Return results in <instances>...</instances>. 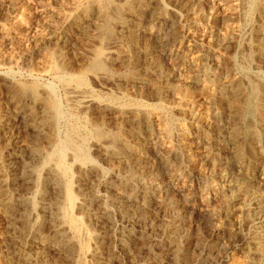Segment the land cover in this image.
Instances as JSON below:
<instances>
[{
    "label": "bare ground",
    "instance_id": "1",
    "mask_svg": "<svg viewBox=\"0 0 264 264\" xmlns=\"http://www.w3.org/2000/svg\"><path fill=\"white\" fill-rule=\"evenodd\" d=\"M71 1L72 7L60 10L61 12L58 11V14H62L61 16L63 17L61 18L63 23L60 22L61 27L49 34V37H45L46 41L42 45L43 51L41 50L42 54H44V58L40 62L41 70L36 72L38 76L31 83H19V81L16 84L11 72L6 71L3 73L0 69V73L4 74L11 83L14 82L16 88L22 93L26 92L25 95L22 93L21 95L25 97L27 103L39 106V108L37 106L38 109L36 111L33 110L32 106L26 107V113L29 114V117L27 116L24 122L37 136L38 134L40 136L43 135L46 142L45 146L44 144L43 146L33 145L28 154L31 159L29 157L25 164L22 165L23 179L32 185L30 190L18 198L20 211L17 219L21 221L23 227L20 228L22 230L25 229V234L21 229V231L16 230L18 226L13 221L16 216L13 217L12 212L8 210L9 197L0 201V206L6 211L7 219H9L7 223L9 224L8 234L10 233V235L22 239L18 240L19 243L15 245L14 251L11 250L13 255L17 257L16 260H19L21 264H49L44 259L46 254L44 248L47 250V247H50L56 252L70 256V264H103L104 261H101L103 259H100L101 247L99 248L98 245L97 229H94L96 225H93L94 228L92 226L93 222L98 223L95 220L96 218L109 220L111 217L109 207L114 206L121 212L122 218L127 221H146L147 219L144 220L145 207L153 201H158L159 193L162 190L161 179L158 175L161 169L165 170L171 179L172 186H169V188L173 187L174 190L181 193L188 190V177L185 176L184 172L185 175H183L179 165L172 164L175 163L172 162V159L174 155H178L179 147L188 145L189 127L186 123L187 120L200 126L207 124L212 127L210 128L213 131H217V138L223 137L227 142L230 153L229 159L233 163L232 165L243 173L235 175V171L232 173L230 172L231 169L230 171L229 169L226 170L223 166L227 165L229 161L226 164H222L223 166L219 172V177L228 183L230 201L233 200L236 202L235 205L239 207L245 202L252 204L249 218L254 226V231H252L254 238L246 246L247 248L243 247L247 249L250 259L248 258L244 263L234 261L231 264H255L251 260L254 257L262 260L264 258V244L260 240L259 231L261 227H264V173L261 176V183L259 182L261 185H258L259 187L254 190L250 185L251 180H248L249 164L247 165L246 163L247 156L250 155L247 154L246 156V151L248 149L249 151H256L264 141V131L262 132V128H264L262 127L264 126V81L262 73L259 71L256 79L253 78V80L248 78L249 75L241 76L242 74L226 78V74V77H224L218 71L221 63V52L230 41L236 38L235 28H228V32H223L224 34H215V39L204 40L205 36H202L204 34H196L195 30L199 24L198 14L194 12L195 10L192 11L189 8L192 16L182 23L181 31L185 35V41L183 40L182 46H179V49L177 48L173 55L175 56V62L173 61V64L170 62L172 64L171 70L168 68L167 70L163 69L161 62L158 59H152V56L150 63L147 65L146 73L137 74L133 70L134 68H129V61L125 63V71H121L117 75L121 77V80H125V83L131 81L141 84L142 90L144 86L150 87L153 90L152 93L154 92L151 95H155L153 98L154 102L146 103L139 99L132 100L130 96L122 94L121 91L120 93L104 92L101 94L90 86L89 76H92L98 82L102 79L101 77L107 78L115 73L110 67L114 68L113 65L109 66L110 61L119 58L122 60V58L126 57L119 52L120 50H117L115 43H126L133 53L141 51L139 50L141 46L138 42V34L143 24L145 30L151 35V39L143 40L142 51L149 53L150 56L154 44L157 43L155 41L159 40L162 44L164 43V49H166L168 46L165 42L167 36L172 39L179 38V36H171L169 34L165 37L161 30L162 23L168 17L166 5L160 0ZM241 1L244 18L250 19L249 16L252 12H257L260 16V23L257 26V41L256 43L254 42L255 44L253 43L254 45L251 47L249 55L244 57V62L251 64V60L256 59L264 65V0ZM20 4L22 5V0H0V9L11 16L18 15V13H21L18 8ZM147 14H150L148 19L151 22H142ZM240 16L242 17V15ZM1 20L3 21L4 19ZM55 28L57 29L56 26ZM71 31L84 34L88 40L90 39V42L93 41L86 63L77 71H72L75 68L71 69L68 66V61H66V56L63 52L65 42ZM210 34L212 35V33ZM56 40H58V43L60 41L58 45L54 43ZM52 43L55 46L51 48L50 45ZM171 51L173 52V50ZM171 51L170 53L172 54ZM168 52L166 54L170 56ZM245 66L242 65L239 70L244 74H248ZM45 75L51 76L52 82L45 83L43 80L41 81ZM5 77H2V79ZM3 80L5 81V79ZM56 84H60L65 89V94H67L69 100L67 107H64L58 99ZM161 87H165L174 93L172 101H168L162 96ZM15 90L13 91L15 92ZM19 90L16 93H19ZM141 91L138 88L137 92ZM127 100L130 102H127ZM93 105L97 107L96 109L114 112L117 119L120 118L123 122L127 118L125 123L133 129L132 134L130 133L134 139L133 142L123 133V128L126 126H120L116 131H110L103 124H99L96 121L98 119L94 120L92 118L88 120L87 111ZM176 112L183 115L187 120L185 121L183 116L177 117ZM224 112L227 115V123L220 134L215 123L220 114L225 115ZM209 118L213 119V121L209 122ZM120 119L119 122L121 121ZM141 125H143V129ZM141 129L144 132L143 134L141 133L142 137L140 135ZM175 135L178 139V146L173 143ZM33 142H35V139ZM92 147L100 151L103 160L110 161L111 171L113 172L111 173L116 178L117 176L120 177V175L125 177L123 180L120 179L119 184L109 181L110 179L106 181L105 187L111 190V196L107 197L106 201L105 197L103 198L97 193H91L88 198L87 195L89 193H84V180L89 176L105 177L108 174L106 169L97 166L95 158L93 159L91 155L90 149ZM148 153L156 159L155 163L149 161ZM23 154L27 153L24 152ZM253 154L252 156L256 153ZM252 159L253 157L250 160ZM219 161L222 162L224 160L219 157ZM156 163L160 168L159 170L156 167ZM144 164L148 175L146 178L140 171L141 165ZM221 182L224 183L223 181ZM75 186H77V189ZM89 189L91 188L89 187ZM86 191H88L87 188ZM208 191H204L200 195V201L207 207L205 209L206 213L211 218H216L218 215L217 211L213 208H208L210 196ZM52 192L54 198L49 196ZM11 194L8 193L9 196ZM5 195L7 196V194ZM92 200H102L104 202L102 204L99 201L101 205L98 203L100 205V208L98 207L99 211L97 210L98 214L91 211L90 202ZM137 202H142V205L138 206ZM161 202L164 203V201ZM135 204L137 206H134ZM164 207L166 208L165 205ZM47 219L52 222L51 227H49L51 231L50 237L47 236L48 234L45 235L44 232H40L42 230L39 231L40 223ZM215 226L220 228V225ZM171 228L167 224V227L161 230L168 236V241L172 244V242L176 243L175 238L178 236V231L175 228ZM23 235L27 236V238H22ZM15 241L17 242V240ZM175 247L177 248L178 246L176 245ZM176 250H172L170 254L173 259L176 256ZM4 253H6V250ZM10 254L8 252L6 256Z\"/></svg>",
    "mask_w": 264,
    "mask_h": 264
},
{
    "label": "rangeland",
    "instance_id": "2",
    "mask_svg": "<svg viewBox=\"0 0 264 264\" xmlns=\"http://www.w3.org/2000/svg\"><path fill=\"white\" fill-rule=\"evenodd\" d=\"M160 1H162V3L166 5L168 9V14H167L168 17L166 18V21L162 23V27H161L164 36L166 37L169 34L171 36L174 35L177 37L179 36V38L172 39L169 36H167L165 42L168 45L167 46L168 49L167 48L164 49V43L162 44L161 41L159 40L155 41V43L156 42L157 43L154 44L153 51H151L152 53L150 56L149 53H145L144 51H142L143 50L142 46L144 42L143 40L151 39V35H149V33L145 30L143 24L142 25L143 27L140 28L138 34V42L139 45L141 46L139 50L141 51H137L136 53H133V51H131L128 48V45L126 43L124 42H118L120 44L115 43V47H117V50L118 51L120 50L119 52L126 57L122 58V60L121 58H119L114 61H110L109 66L113 65L114 68H112V66L110 67L113 70V72H115L112 76L107 78L101 77L102 79L99 80L98 82L94 80L92 76H89V84L92 88H94L96 91H98L101 94H103L104 92L120 93L121 91L122 94L130 96L131 98L130 97L129 98L132 100L139 99L146 103L147 102L153 103L154 102L153 98L155 97V95H151L154 94V92L152 93L153 90L150 89V87L144 86L142 90L141 84H137L131 81H129L130 83L126 82L127 83L126 84L124 82L125 80H121V77H118L117 75L118 73H121V71H125V67H126L125 63L129 61H130L129 68L130 69L134 68L133 70L137 74L140 75L146 73L147 65L150 63L152 56H153L152 59L153 58L158 59L161 62L163 69L167 70L168 68L169 70H171L170 69L171 65L175 62L174 61L175 56L173 55L177 51V48L179 49V46L181 47L182 46L181 44L185 41V35L181 32L182 23L185 20L187 21L189 18H191L192 13L189 12L191 10L192 11L195 10L194 12H196L199 17L198 20L199 24L195 29L196 34L199 35L204 34L202 35L205 36L204 40L205 39L207 40L209 38L215 39L216 38L215 34L217 35L224 34L226 31L228 32V30L231 27L235 28L236 30L235 33L236 38L230 41L228 45H226V47L224 48L223 50L224 53L222 51L220 54L221 63L218 67V71H220L222 76L224 77L227 76L226 78H231L233 76H240L242 74L241 76L249 75L248 78L253 80V78L256 79V75H258L257 72L259 71L260 73H262V79L264 81V67H263L264 65L261 62L257 61L256 59H252L251 60L252 62H250L251 64H246L244 62L245 59L244 57L249 55L251 51V47L257 41L256 40L258 35L257 26L260 23V16L257 12H252L249 16L250 19L244 18L242 13L243 10H242L241 0L240 1L239 0H188V2L187 0H160ZM69 7H72L71 0H22V5L20 4L18 6L19 12L21 13H18V15L11 16L5 13V11H2V9H0V21H1L0 22L1 23L0 24V69L3 73H5L6 71L11 72L16 84L19 81H20L19 83H23V82L31 83V81H33L38 76L37 75L38 73L36 72H40L39 71L41 70L40 62H42L43 60L42 58H44L43 57L44 54H42L43 53L42 45L46 41V38L49 37L48 36L49 34L54 32L55 30H58V28L61 27L60 22L63 23V19H61L63 17L61 16L62 14L59 15L58 13L64 9H69ZM189 8H191V10ZM148 15L150 16V14H147L142 22L145 23L151 22L148 19L149 18ZM240 15H242V17ZM1 19L4 20L2 21ZM55 26L57 27V29L55 28ZM210 33H212V35L214 36H212ZM67 38L68 39L65 42L64 50H63L66 56V61H68L67 64L69 67H71V69L75 68L72 69V71L74 70L77 71L78 69L80 70V68H82V65L86 63V59L90 53V46L93 43V41L90 42L89 41L90 39L88 40L84 34L74 31H71L70 35ZM56 41L54 43L58 45L60 41L59 43L58 40ZM54 43L50 45L51 48L52 46L53 47L55 46ZM173 45L174 47L172 48ZM171 50H173V52ZM170 51L172 52V54L170 53ZM166 52H168L170 56H168ZM206 62L209 63L208 61ZM242 65L243 66L246 65L245 68H247L248 74H244L239 70V68ZM32 75L35 77L33 78ZM15 76L17 79L15 78ZM2 77L5 76L4 74L0 73V122H1L0 123V160H2L0 161V169H1L0 170V196H1L0 201L3 198L9 197L10 203H8L9 205L8 210L12 212L13 217L16 216L13 218V221H15V225L17 224L16 226H18V229L16 227V230L19 231L21 229L20 227H23V225L21 221L17 219L18 212L20 211L18 198L24 193H26L28 190H30L32 186L31 183H28L25 179H23L24 172L22 170L23 169L22 165H24L25 162L29 159L30 156L28 154L30 153V149L33 145L43 146L44 144L45 146L46 142H45V137L43 135L40 136L38 134L37 136V134L31 131L32 129L26 126L24 122L25 118L27 116L29 117V114L26 113L27 111L26 107L32 106L33 110L36 111L39 108V106L35 104L30 105L29 102L28 104L27 101L25 100V97L21 95L22 92L18 88H16L14 82H12L13 83L12 84L10 80H8V78L6 77L3 78L5 79L4 81ZM117 77L118 79H116ZM42 80L45 83H49L52 82L53 79H51V76L45 75L41 79V81ZM137 85L139 86L137 87ZM138 88L140 91L142 90L141 91L142 93L137 92ZM56 89H57L58 99L60 100V102L64 107H67L69 104V100L67 98V94H65L66 92L64 87H62L60 84H56ZM13 90H15V92ZM18 90L20 94L16 93ZM161 92H162L161 94H163L162 96L166 100L168 101L173 100L174 93L171 90H168L165 87L163 88L161 87ZM25 93L26 92H23L22 94L25 95ZM127 102L130 101L127 100ZM19 106H21L22 108ZM90 108L88 109L87 111L88 114L86 115L88 120L92 118L94 120L98 119L96 121H98L99 124H103L104 127L110 131L111 130L116 131L118 127L126 126L125 128H123V133L129 138L131 142H133L134 139L131 136L133 129L130 127V125H126L125 123L127 122L126 120L127 118L125 119V117H123L125 119V121L123 122V120H121L120 118L117 119L115 113L112 111L96 109L97 107L95 105H93ZM96 113L98 114V116ZM176 116L182 117L183 115H180L179 113L176 112ZM183 118L185 119V121L187 120L184 116ZM119 119L122 122L121 121L119 122ZM209 120H210L209 122L213 121V119L210 118ZM226 120H227L226 114L225 115L220 114V117L216 120L215 124L217 125V129L218 131H220L219 132L220 134L221 131L224 130L226 126L227 123ZM186 123L188 124L189 127L188 141H187L188 145L186 144L187 146L185 147H181V146L179 147L180 150L178 151V155H174L172 159V162L175 163L172 164L179 165L181 172L182 173L184 172L186 174L185 175L183 173V175L188 177L187 180H188L189 191L187 190L181 193L177 190H174L173 187L169 188V186H172L169 175L165 170L164 171L162 169L159 170L160 168L156 163V167L159 170L158 175L159 178L161 179L160 184H162L161 185L162 190L159 193L158 201L157 200L153 201L145 207L147 212L144 211V220L146 219L147 220L142 221L144 224L141 221L135 222L134 220L127 221L123 219L121 212H119L117 208H115L114 206H110V205H109L110 206L109 208L111 210L110 219L104 220V218L100 219L98 217L95 219L98 223L96 222L92 223V226L96 225L95 228L94 226L93 228L97 229L96 233L98 234V239H99L98 245L99 248L101 247L100 259H103L101 260L102 262L104 261L103 264H139V263L140 264H144V263L145 264H175L176 262H177L176 264H231L234 261H237L239 263L241 262L244 263L248 260V258L250 259L247 249L243 247L248 246L254 238V233L252 232L254 231V226L253 224H251L252 222L249 218L250 211L252 209V204L250 202H245L243 203L244 205L242 204V206L239 207L235 205L236 202H234L233 200L230 201L229 192H228V183H226V181L223 178L221 179V177H219V172L223 166L222 164H226L228 161L229 162L227 163V165L223 166L224 168H226V170L229 169L230 171L231 169L230 172L232 173L235 171L234 172L235 175H239L243 173L240 170H238L234 165H232L233 163L229 159L230 153L227 142L223 137L217 138V131H213L211 129L212 127L208 126L207 124L200 126L199 124H193L188 120ZM141 128L143 129V125H141ZM142 129L140 132L141 137L143 136L142 134L144 133ZM263 131L264 128H262V132ZM34 139L35 142H33ZM40 143L42 144L40 145ZM173 143L177 144L178 146V139L176 135L173 139ZM92 148L90 149L92 152L91 155L93 159L95 158L94 160L96 161L97 166L106 169L108 174L105 177L102 176L97 177L95 175L89 176L86 180H84V187H85L84 193L87 192L89 193L88 195L86 194L87 198L88 196H91V193H97L103 198L105 197V201H106L111 196V190L105 187L106 181L110 179L109 181H113L115 183L117 182V184H119L120 179L123 180V178L125 177L123 175H120V177L117 176L116 178L115 175L112 174L113 172L111 171L112 169H111V163H109L110 161L106 159L103 160L100 151H97L94 148L93 150ZM250 151L249 149L246 151V156L247 154L250 155L247 156L248 158L246 163L247 165L249 164L248 180L249 181L251 180L250 185L253 187L254 190H256L261 185L259 184V182L261 183L262 181L261 176L264 173V141L261 143L260 147L256 151L254 150L255 152L252 150ZM24 152L27 154H23ZM253 153L256 154L254 155ZM252 154L254 156H252ZM147 157L150 162L155 163L156 159L150 153H148ZM215 157L218 158L216 159ZM219 157H222L224 161L222 162L219 161ZM252 157L253 159L250 160ZM141 166L142 167L140 168V171L142 172V175H144V177L146 178L148 176L145 171L146 165L144 164ZM236 170L238 171L236 172ZM2 178L6 181H4ZM221 181H223L224 183H222ZM75 187L77 189V186ZM89 187L91 189H89ZM86 188L88 191H86ZM204 191H208V194L210 195V196L208 195L209 196L208 208L210 209L213 208L217 211L218 215L216 216V218L215 217L211 218L209 214L206 213L205 209L207 207L204 206V204L200 201V197H201L200 195ZM11 192H13V194H11ZM8 193H10L11 195L9 196ZM5 194H7V196ZM52 194L53 192L49 194L50 198L51 197L54 198V195ZM99 201H101L102 204L104 203L102 200H96V201L92 200L90 202L91 203L90 208L93 213L96 214L99 213L98 211L101 205ZM160 201H164V203L163 202L160 203ZM136 204L140 206L142 205V202H137ZM136 204L134 206H137ZM164 205L166 206L167 209L164 207ZM154 206L157 207L155 208ZM75 213L77 214L76 210ZM5 216H6V211L3 209L2 206H0V264H13V263L21 264L19 263V260H16L17 257L13 255L14 247L15 245H18L21 238L12 236L10 235V233L8 234L9 224L7 223L9 219H7L8 218L7 216L6 217ZM47 220H44L45 222L42 221L40 223L42 228L39 226V231L42 230L40 232L42 233L44 232L45 235L48 234L47 236L50 237L51 231L49 227H51L52 222L50 221V219L48 221ZM166 223L168 224L169 228L172 227L173 229L174 228L177 229L178 236L177 238H175L176 243L172 242L171 244L168 241V236L162 232L161 229L167 227ZM215 225H220V228H218ZM22 231L25 234V229ZM259 232H260L259 233L260 240L264 244V227L263 228L261 227ZM23 237L27 238V236L25 235H23L22 238ZM15 240H17V242ZM176 245L179 247V248L177 247L178 250H176L177 249L175 247ZM47 248H48L47 250L46 248H44L46 253L44 259H46L45 261L47 263L49 264H53V263L57 264L58 262H59L58 264H66V262L71 263V257L68 256L67 254L65 253L61 254L59 252H56L50 247ZM5 250L6 253H4ZM172 250L177 251L176 252L177 257L175 256L174 259L170 255ZM8 252L9 254L11 253L12 255L10 254L9 256L8 255L6 256ZM11 256L12 258L14 257L15 259L13 258L12 260ZM263 259L264 258L260 260L258 257H254L251 260H253L252 262L255 264H264Z\"/></svg>",
    "mask_w": 264,
    "mask_h": 264
}]
</instances>
